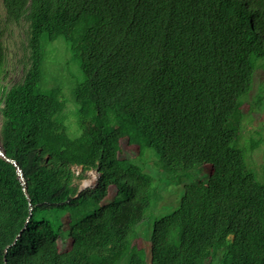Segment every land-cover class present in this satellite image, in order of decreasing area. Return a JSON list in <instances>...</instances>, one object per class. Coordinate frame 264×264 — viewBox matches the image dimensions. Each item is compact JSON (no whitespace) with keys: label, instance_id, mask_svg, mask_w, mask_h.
<instances>
[{"label":"trees","instance_id":"obj_1","mask_svg":"<svg viewBox=\"0 0 264 264\" xmlns=\"http://www.w3.org/2000/svg\"><path fill=\"white\" fill-rule=\"evenodd\" d=\"M1 4L7 23L27 27V62L21 80L0 91V116L1 148L20 167L29 201L0 158V264H264V173L248 171L233 146L242 98L264 63V0ZM59 38L83 78L68 89L72 113L63 87L46 86V47ZM74 111L77 137L58 125ZM124 139L169 170L211 166L205 183L187 186L178 209L154 222L149 260L132 243L152 179L118 157L112 143ZM87 171L97 185L74 197ZM109 186L116 197L99 206ZM64 225L71 244L61 252Z\"/></svg>","mask_w":264,"mask_h":264},{"label":"rangeland","instance_id":"obj_2","mask_svg":"<svg viewBox=\"0 0 264 264\" xmlns=\"http://www.w3.org/2000/svg\"><path fill=\"white\" fill-rule=\"evenodd\" d=\"M26 24L20 22L17 24L7 23L4 18V10L0 0V30L2 32V44L4 48L5 60L0 66V91L6 92L10 87L18 83L23 75V67L27 62L28 52L25 43ZM66 43L62 38L47 45L46 57L43 65L46 73V86H62L65 99L68 103L65 111L73 112L71 100L72 90L83 78L76 63L71 62L67 57ZM3 96V93L0 94ZM0 96V98H1ZM241 124L239 140L233 146L241 149L245 155V164L248 171H252L259 178L264 173V63L261 62L253 78V87L250 93L242 98ZM70 101V102H69ZM74 102V101H73ZM0 101V108H1ZM70 115V114H68ZM62 132L67 131L71 137L79 135V126L76 121V113L73 117L63 118L62 125L58 124ZM253 149L251 150V145ZM0 146L1 140V116H0ZM112 146L119 149L120 159L133 160V163L141 168L143 172L152 179L151 203L145 211L143 219L136 227V239L133 246L136 250H141L150 258L149 239L152 233L153 224L160 218L170 215L178 209L181 197L187 186L199 183H205L210 176L211 166L203 165L194 167L191 171L182 173L179 170H169L164 168L154 154L146 150L143 155H139L136 146L129 145L127 141L120 140L112 143ZM76 176L81 174V168H73ZM98 174L95 171H87L83 174V179H76L74 186L78 189L88 181L87 189H93L97 185ZM262 181L263 179H258ZM115 189L109 186L107 195L103 198L99 206L106 205L115 199ZM67 215L61 216L60 224ZM71 241L67 237L66 226L61 227L58 247L61 252L70 248Z\"/></svg>","mask_w":264,"mask_h":264},{"label":"water","instance_id":"obj_3","mask_svg":"<svg viewBox=\"0 0 264 264\" xmlns=\"http://www.w3.org/2000/svg\"><path fill=\"white\" fill-rule=\"evenodd\" d=\"M4 154H5V153H4ZM0 158H1L3 161H5V162L11 164V165L15 168L17 178H18V180H19V182H20V184H21V187H22V191H23V193L25 194L26 198H27L28 201H29V198H28V196H27V191H26V181H25V179H24V177H23V173H22L20 167L18 166V164H17L14 160L9 159L8 157H6L5 155H4V156H1ZM87 188H88V187H87L86 185H82V186L78 189L77 194H76L74 197H77V196L79 195V193L83 192L84 190H87ZM29 210H30V211L32 210V207H31V206H29ZM19 236H20V234L16 237V239H17ZM16 239H15V241H16ZM15 241L13 242V244L15 243ZM4 264H6V263H4Z\"/></svg>","mask_w":264,"mask_h":264},{"label":"bare ground","instance_id":"obj_4","mask_svg":"<svg viewBox=\"0 0 264 264\" xmlns=\"http://www.w3.org/2000/svg\"><path fill=\"white\" fill-rule=\"evenodd\" d=\"M1 156H4V152H3V150H2V148H1V146H0V157ZM89 184V182L88 181H86L85 182V185L87 186Z\"/></svg>","mask_w":264,"mask_h":264}]
</instances>
